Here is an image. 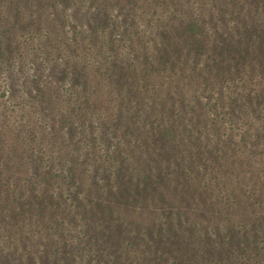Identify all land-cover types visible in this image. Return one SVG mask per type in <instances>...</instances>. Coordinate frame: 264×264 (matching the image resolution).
Instances as JSON below:
<instances>
[{
    "label": "trees",
    "instance_id": "1",
    "mask_svg": "<svg viewBox=\"0 0 264 264\" xmlns=\"http://www.w3.org/2000/svg\"><path fill=\"white\" fill-rule=\"evenodd\" d=\"M35 1L40 2V0H28L31 5H35ZM50 1L52 5L57 3V0ZM73 1L80 2L76 8L79 14H77V21L68 16L69 9L62 7L60 12L63 13L58 18L62 28L55 30L43 22L40 16L41 9L36 6L37 14L35 15L34 11H31L34 20L31 19L28 22L33 29L23 28L25 31L22 36L18 32L16 36L19 34L20 40L17 42L19 45L25 46L27 38L31 41L30 49L35 46L40 50L42 46V50L45 49L47 56L52 55L54 49H56L57 55H60L63 48L62 42L58 45L55 44L56 46L53 45L50 32L57 36L58 33H61L60 37L64 42H66V38L72 41L71 46L68 44L69 47L82 50L79 57L81 60L78 58L76 60L65 59L64 65L60 66L62 75L71 77L75 83V87L71 86L65 92L67 99H70L68 103L72 112L80 113L83 118L89 119L93 131L97 130V124L99 127L103 124L104 129H107L108 123L112 122L113 125H120L134 140L129 138V141H122L123 147H118L113 141H107V150L102 147V142L97 140L94 134L92 138H89L86 129L82 128L83 139L81 141L84 150L80 148L78 151L82 152L84 160L88 163L98 162L99 158H103L106 162L104 166L99 165L95 172L97 173L99 169L105 171L104 177L111 183L106 191L114 194L116 190L113 191L111 186L113 182H116L120 184L118 186L121 198V200L118 199L119 202L125 205L140 203L144 207L140 211H136V207H134L135 211H130L120 208L125 205L118 202L110 207L105 198L93 200L90 196L91 191L94 190L93 182H89L88 179L83 184L82 190L76 188L74 179L76 176L81 177L84 171L76 174L72 170L74 168L68 171L70 177L68 173L66 177L64 174L54 177V179L61 177L60 179L64 182H68L69 186L73 187L71 190L67 189L64 192L60 189V193L53 190L50 194H47L49 192L37 193L36 191L29 196L18 184L16 185V182L9 179L10 175L7 176L8 174L0 168V187L7 189L8 193L5 195L12 199L15 206L24 208L21 213L25 215L29 226L40 222L45 228L48 223V231L54 238L63 232L71 236L78 233L77 236L70 239L78 242V245L74 244L80 249L71 250L67 257H56L58 261L53 258L54 262L48 264H99L97 261V256L100 255L98 237L105 235L103 227H106L107 233L111 228L115 232L121 231L117 244L120 245L124 240L127 245L125 249L127 253L134 252L135 248L131 247L136 243L141 244L144 253L149 252L153 256L155 253L159 255L158 249L152 250L148 246L145 247L144 233L149 230L154 237V242H156V235L158 240L168 241L163 243L165 244L163 247H169L170 244L183 245L184 252H191L189 264H241L239 260L246 256L253 260V257H257L255 255H259L261 250L264 251V212L259 217L245 216L248 209H251L250 205L244 203L243 199L237 201L236 196H230L231 192L229 191V187L237 185L239 182H236L237 180L223 182L220 179L221 176L227 179L231 174V168L228 167L229 161L226 160L227 156L210 153L206 148L202 134L208 133L209 127H214L223 121L225 123L233 121V124L244 121L246 124H255L256 137L264 141V111L260 107V101L263 98L260 96L261 99H258L257 95L254 102L252 97H248V102L243 103L244 105L250 104L249 113L251 114L247 115L246 106L241 108L240 104L244 92H240L239 89L249 92L250 87L248 86L251 82L253 83L254 74L260 70L264 73V66L257 67L259 65L256 63L259 61L253 60L250 55L244 65L240 62L237 64L232 62L233 69L236 68L232 72L228 67L231 62H228L226 66H224V62L217 63L222 60L223 55L226 56L229 53L217 50L211 44L212 40L207 38L203 24L205 18L199 15L200 13L207 14V11L201 8L202 6L199 9L198 5L189 8L190 14L184 23V37L185 39L189 38L185 44L190 45L193 57V61L189 63L187 55L183 53L168 32L165 11L160 7L162 0H128L129 6L143 8V11L140 12L143 17L145 14L148 15L146 16L147 24L152 32L148 38L145 37L143 28H139V24L137 21L135 22L136 18H134V22L131 21V18L119 22L111 14V6L117 5L119 10L123 9L131 15L128 7L122 4V0ZM164 1L171 3V0ZM1 2L8 3V0H0V88L4 89L10 85V90L0 93L3 109L1 111L5 116L17 114L20 118L27 116L30 119L29 111L22 112L24 104L22 103L24 100L22 93L26 89L21 85L23 79L17 73L19 69L16 68V55L13 52L18 45L15 38L4 34L7 32V27L4 26V30L1 29L4 20H10L2 12ZM256 2L259 4L257 0ZM84 3H87V7L83 8L82 4ZM9 5L11 19L15 18L18 20L17 22H24L17 0H10ZM89 5L96 6L97 10L94 12L92 10L90 13ZM137 15L134 13L133 16ZM67 24L70 25L71 30L67 28ZM73 41L76 46L73 45ZM95 49L96 53L92 55L91 52H94ZM24 57L28 60V55H24ZM201 60L203 63L199 67ZM75 62L80 63L75 65ZM6 63L13 67L8 85L3 77ZM250 63L252 65L248 71L245 66ZM40 64L45 63L41 62ZM212 65L216 73L220 74L219 79L222 78V82L227 80L226 77L229 78L224 87L229 86L236 93L235 96H228V104L222 100H213L212 93L214 91L210 90L209 82L206 83V88L199 87L196 81L197 88L194 85L195 81L191 84L185 73L182 74L185 89L181 92L182 95L178 94V100L174 99V92L177 88L173 78L178 79L179 68L183 71L187 70L190 76L205 78L208 68ZM29 66L26 63V69ZM227 70L228 72H226ZM29 81L28 89L32 87V82L35 85V88L29 91V95H33V99L42 107V113H47L54 97L51 95V90L54 93L56 88L54 89L49 80V85H46V80L41 78V73L39 76L31 75ZM259 87L263 89L264 85H259ZM186 90L193 92L191 101H186V96H184ZM204 90H207L208 94L210 93L209 101L206 102L198 96L200 94L198 92L205 93ZM58 91L60 90L58 89ZM222 105L228 110V113L224 112ZM210 112H214V117ZM186 114L188 116H185ZM172 115L177 117V123H182L184 130L187 131V140L175 128V122L169 118ZM73 117L75 116L67 119L72 120V125L75 128V121L78 118L76 117V120L73 121ZM33 125L30 124L29 134L33 133ZM220 125L213 128V131ZM191 127L194 129V134H198L197 136L189 135L192 134ZM137 133L139 140L136 137ZM89 139L91 142L86 141ZM248 141L252 143L251 140ZM259 143L262 144V141ZM216 150L215 148L214 152ZM229 155V160L232 161L233 156ZM78 158L82 157L78 156ZM254 161L256 160L252 159L251 164ZM229 165L232 166L230 163ZM249 168L247 167V169ZM251 168L254 170L253 174L257 175L264 168V164L257 163ZM52 176L53 174L49 170L45 179L49 181ZM56 182L50 183L54 187ZM157 182H160L161 187L170 195L175 193V188L171 186L174 183L179 184L180 187L176 190L177 196L174 195L173 199L167 200L158 191ZM182 182L189 188L184 187ZM227 183L230 186L226 188L224 185ZM165 184L167 186H164ZM98 190L103 192V188H98ZM231 191L235 194L233 189ZM206 195H210L211 198ZM0 196L2 197L1 194ZM185 198H190L191 202L188 204ZM212 199L217 200V204ZM200 203L210 204L214 207L213 213L211 215L202 213L203 211L199 210ZM59 204L61 211H59ZM159 205L160 209H158ZM47 208L50 210L45 211ZM259 208L255 211H259ZM60 212L65 215H61ZM214 214H219V216ZM253 217L257 218L253 220L256 223L250 225ZM248 219L251 221L250 223H247ZM68 221L70 228H66ZM145 226L148 227L145 228ZM258 227L261 228L257 230ZM5 230L0 227V241L7 237ZM249 231L253 233L251 237L247 235ZM88 233L90 234L87 235ZM131 239L135 240V243ZM11 243L14 242L6 243V246H11ZM152 246L154 247V244ZM61 248L62 242L55 241L52 249H48V252L55 256L54 251L58 253V249ZM171 249L174 250V248ZM106 252L108 254V248ZM211 254L216 255L209 257ZM203 256L207 258L204 259ZM86 257L87 259H85ZM89 258L91 259L88 260ZM61 259L63 261H59ZM110 259L116 260L115 255L108 260ZM163 264L168 263L164 262Z\"/></svg>",
    "mask_w": 264,
    "mask_h": 264
},
{
    "label": "rangeland",
    "instance_id": "2",
    "mask_svg": "<svg viewBox=\"0 0 264 264\" xmlns=\"http://www.w3.org/2000/svg\"><path fill=\"white\" fill-rule=\"evenodd\" d=\"M162 1L160 7L165 11L168 32L171 35V38L179 45L183 53L187 55L189 63L193 61V57L190 45L185 44L186 40L189 38L185 39L183 28L184 23L190 14L189 8L198 5V9L202 6L201 8L207 11V14L205 15L202 13L199 14L200 17L205 18V23L203 24L205 26L204 32L207 35V38L212 40L211 44L214 45L217 50L229 53V56L223 55L222 60L218 59L219 61H217V63L224 62V66H226L228 62H231L228 64V67H230L231 70H228L232 72L236 69H233L234 66H232V62H236V64L240 62L244 65L247 61L248 55H250L253 60L259 61L256 63L259 65L257 67L261 68L264 66V0H257L259 4H257L256 0H171V3H166L164 0ZM17 2L25 24L24 22H17L18 20L15 19L14 16H12L14 19H11L9 13L10 0H8V3L1 2V5L3 7L2 12L6 14L10 20H4L1 29L4 30V28L7 27V32H4V34L6 36L8 35V37L15 38L18 45L17 48H14L15 50H13V52L16 55V68L19 69L17 73L23 79L21 85L26 89L22 93L24 98L22 101V103H24L22 112L25 113L29 111L30 119L27 116L20 118L17 114L5 116L1 111L3 109L2 100L0 99V168L8 174L7 176L10 175L9 179L16 182V185L18 184V186L25 190L29 196L36 193V191L37 193L49 192L47 194H50L53 190H57L59 193L61 192L60 189L64 192H66L67 189L71 190L73 187L69 186L68 182H64L60 179L61 177H57L55 180L54 177L58 175L61 176L62 174L66 177L67 173L69 175L68 171L74 168L72 170L76 174L80 171H84L81 177L76 176L74 179V186L76 188L82 190L83 184L89 179V182H93L94 186V190L90 193L93 200L105 198L110 207L111 205L114 206L117 204V202L125 205L124 203L119 202V200H121L120 190L118 189L120 184L112 181L111 189L116 191L114 194L108 192L106 189H108L111 183L110 180L104 177L105 171L99 169V171L95 173L99 165H106L103 158H99L98 162L95 161V163H88L84 160L82 152L78 151L80 148L84 150L81 141V139H83V134L81 133L82 128L86 129L89 138H92L95 135L97 140L102 142V147L107 150V141H113L118 147H123L122 141H127L129 138H132L123 130V128H121L120 125H113L112 122L108 123L109 125L107 129H104L103 124L100 125V127L99 124H97V130L93 131L91 130L89 119L86 120V118H83L80 113L75 114L72 112L71 106H69L68 103V100L70 99H67L65 92L71 88V86L75 87V83H73L71 77H65L62 75L60 66L64 65L65 59H80V51L82 50L80 48L69 47L68 44L71 46L72 41L69 38H66L67 40L64 42L60 37L61 33H58L57 36L50 32L53 45H58L62 42L61 46L63 48L61 49L62 54L60 53V55H57V52L55 51L56 49H54L53 54L47 56L45 49L42 50V46L40 47V50L36 49L35 46L30 49L31 41L27 38V45L25 46H21L17 42L20 40V35L18 34L16 36L18 32L21 33L22 36L25 31L23 28L26 30L33 29L28 22L33 19L31 11H34L35 15L37 14L38 8L36 6L40 7V16L42 17L43 22L47 23L48 27L52 26L55 30H61L62 27L60 26L58 18L63 13L60 12L62 7L69 9L68 16L72 20L77 21L78 13L76 8L80 2H72V0H57V3L54 5H52L50 0H40V2L35 1V5L29 4L28 0H17ZM122 2V4H125L128 7L131 15L123 9L119 10L117 5H113L111 6L110 12L116 20L120 22V20L122 21L131 18V21L134 22V18H136L135 22L137 21L139 28H143L145 37L148 38L152 35L147 24L146 16L148 15L145 14V17H143V15L140 14V12L143 11V8H135L132 7V5L129 6L128 0H122ZM42 3L44 4L42 5ZM82 7H87V3L82 4ZM88 8H90V13H92V10L93 12L97 10V7L94 5H89ZM134 13H137L138 15L133 16ZM67 25V28L71 30L70 25ZM73 45L76 46L74 41ZM149 46L151 45L149 44ZM149 50L151 51L152 49ZM91 53L92 55L93 53H96V49ZM24 55H28V60L25 59ZM41 62H44L45 64L41 65ZM26 63L30 65L28 69H26ZM79 63L80 62H75V65ZM202 63L201 60L199 62V67ZM246 65L247 66L245 67L246 69L248 68L247 70L249 71V67L252 63ZM12 68L11 65L6 63L3 69V77H5L7 85L9 83V76L13 72ZM228 70L226 72H228ZM40 73L41 78L46 80V85H49L48 83L52 82V86L54 89L56 88L54 93L53 90H51V95H54L53 102H50V107H48L49 110L44 114L41 110L42 107H40L39 103L33 99V95H29V91L35 88L33 82L31 83L32 87L28 89V85L30 84L29 77L31 75L39 76ZM177 73L178 79L173 78L174 84L178 90H175L174 92V99H177L178 94L182 95L181 92L185 89V84L182 82L183 73L186 74L191 84L195 81L194 85L197 88L196 81L198 82L199 87H206V83L209 82L211 87L210 90L214 91L212 93L214 99L211 97L213 100H222V102L228 104V96H235L236 94L235 91L229 88V86L224 87L226 82L229 81V78L226 77L227 80L224 79L225 81L222 82V78L221 80L219 79L220 74L216 73L213 65L208 68L205 78H196L193 75L190 76L187 70L183 71L181 68H179ZM192 78H194V80H192ZM252 81L253 83L251 82L248 86L250 87L249 92H245L244 89L239 88L240 92H244L243 98L240 101L241 108L246 106L247 115L251 110L249 107L250 104L247 103L244 105L243 103L248 102V97H252V101L255 102L257 95L258 99H261L260 96H262L263 99L260 101V107L264 111V88L261 89L259 87V85H264V73L261 70L256 72L254 74V80ZM9 87L7 86L4 89L0 88V93L10 90ZM58 89L60 91H58ZM204 91L205 93L198 92L200 93L198 96L201 97V100H205L206 102L209 101L210 93L208 94L207 90ZM192 93L193 92H190L189 90H186V93L184 92L186 101H191L190 98ZM222 109L225 113H228V110L225 109L224 105H222ZM210 113L213 114L214 117V112ZM72 116H75L73 117V121L76 120V117L78 118V120L75 121V128L74 125H72V120L67 119ZM185 116H188V114ZM228 116H230V114H228ZM169 118L175 122V128L180 131V135L187 140L188 133L184 130L185 128L182 123H177L178 119L174 115ZM30 124H34L32 134H29L31 128ZM219 124H221L220 127L213 131V128H216ZM219 124L214 127H209V132H204L205 134H202L204 136L203 140L205 141L206 148L214 155L218 153L219 156H227L226 160L229 161L228 167L231 168V174L227 179L222 176L220 179L223 182L237 180L236 182H239L237 185L229 187L230 184L227 183V185L224 186L226 188L229 187V191L231 192L230 196H236L237 201H242L243 199L244 203L250 205L251 209H248L245 216L247 215V217H250L253 215L259 217L264 212V168L261 169L257 175H254V170L251 166H254V164L257 163L260 165L264 164V141L256 137L254 132L255 124H246L244 121L235 124H233V121L231 123H225V121H223ZM190 131L192 134L190 133L189 135H198L194 134L193 127L190 128ZM138 135L139 134L137 133V139ZM248 140H251L252 143ZM86 141L91 142V139ZM259 141H262V144L259 143ZM215 148L217 150L214 152ZM229 154L233 156L232 161L229 160ZM78 156H81L83 159L78 158ZM252 159H255L256 161L251 164ZM229 163L232 166H230ZM247 167L250 168L247 169ZM49 170L53 174L52 179L49 181H57L54 183V187L51 185L52 183L47 181L48 179H45V175ZM182 185H184L183 182ZM164 186H167V184ZM171 187L175 188L174 195L177 196L176 190L179 189L178 187H180V185L174 183ZM184 187L189 188L186 184ZM98 188H103V192H100ZM157 189L167 200L174 198V195H170L161 187L160 182H157ZM207 189L210 191L209 188ZM232 189L235 191V194L231 191ZM5 193H8L7 189L0 187V194L2 195V197L0 196V227L6 229L5 232L7 236L0 241V264H13V262H15V264H48L54 262L53 258L59 256L67 257L69 256L68 252L71 250L80 249L77 246L78 242L70 239L71 237L77 236L78 233H74L71 236L63 232L61 235H58L57 238H54V236H51L48 231V223L45 225V228L40 222L34 223L35 226L34 224L29 226L25 215L21 213L24 208H19L18 205L15 206L12 199L9 196H6ZM206 196L205 198L207 200L208 198H211L210 195L207 196L208 198ZM185 199L188 204L191 202L190 198ZM212 201L216 204L218 202L214 199H212ZM218 204L221 205V203ZM257 206L261 208H259V211H255L258 208ZM134 207H136V211H140L143 209L144 205L137 203V205H125L120 208L135 211ZM160 208L161 206L159 205L158 209ZM59 209V211H61L60 204ZM200 209L203 211L202 213L207 215H211L214 211V207L210 204L207 205L204 203H200L199 210ZM49 210L50 209L47 208L45 211ZM60 214L65 215L62 212H60ZM214 215L219 216V214ZM255 219L257 218L253 217L251 220L252 222L248 219L249 221L247 223L251 222L250 225L254 224L256 223V221H253ZM147 227L148 226H145V228ZM261 227H258L257 230ZM66 228H70L69 221L66 224ZM103 228L105 235H100L97 232V234L100 235L98 237V251L100 255L97 256L99 264H163L164 262L168 264H189V261H191V252H184L183 245L170 244V248L163 247L165 245L163 243L168 241L158 240L157 235L155 234L156 242H154V237L149 230L144 233V239L146 242L145 247L148 246V248L152 250L158 249L160 251L159 255L155 253V256H153L149 252L144 253V249H141L143 248L141 244H136L133 239L131 240L135 244H133L131 248H135V250L133 253H127L125 250L127 245L124 243V240L120 245L117 244V239L120 240L119 234H121V231L115 232V230L111 228L109 233H107L106 227ZM71 230L74 231L73 229ZM89 234L90 233L87 235ZM252 234L253 233L250 231L247 233L249 237H251ZM55 241H61L62 248L58 249V253L54 251L55 256H53L51 252H48V249H52ZM9 242L14 243H11V246H6V243ZM74 243H77V245ZM153 244L154 247L152 246ZM107 248L108 254L106 252ZM171 248H174V250ZM17 250H20L21 252ZM114 255L116 260H108ZM212 255L216 254H211L209 257ZM255 256L257 257H253V260H250L249 257L246 256L239 260V262H241V264H264L263 250H261L259 255ZM202 258L206 259L207 257L203 256ZM85 259H87V257ZM90 259L91 258L88 260ZM56 261H58L57 258ZM59 261H63V259Z\"/></svg>",
    "mask_w": 264,
    "mask_h": 264
}]
</instances>
